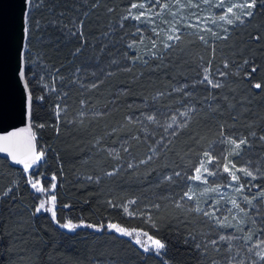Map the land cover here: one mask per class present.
Here are the masks:
<instances>
[{
	"label": "trees",
	"instance_id": "16d2710c",
	"mask_svg": "<svg viewBox=\"0 0 264 264\" xmlns=\"http://www.w3.org/2000/svg\"><path fill=\"white\" fill-rule=\"evenodd\" d=\"M138 1L43 0L30 9L26 77L33 96L32 124L45 160L26 173L0 156V193L12 188L0 197V264H210L229 255L223 242L220 253L209 247L207 258L201 254L196 245L210 240L213 229L202 217L180 214L170 198L174 191H167L168 182L160 184L156 176L174 167L191 173L188 165L203 150L224 148L214 143L220 125L228 134L264 131V0H257L253 16L234 26L228 39L215 46L187 40L184 51L166 50L156 42L153 49L149 24L123 19ZM257 35L258 41L253 39ZM245 59L250 63L245 65ZM253 63L257 71L249 79ZM208 65L228 73L221 79L224 87L200 82L201 68ZM256 83L261 89L254 88ZM190 108L195 111L182 115ZM253 147L240 158L255 167L264 145ZM149 156L154 158L147 165L128 167ZM260 164L264 168V161ZM29 179L48 191H35ZM254 185L264 190V178ZM51 195L61 224L104 225V230L79 226L70 231L54 222L51 212L35 213ZM132 198L136 203L130 210L149 207L155 224L124 211ZM254 203L248 217L249 223L255 220L253 239L264 231V199ZM108 224L162 239L166 250L160 256L146 253L135 243L136 232L123 236L108 230ZM242 235L247 230L238 233ZM232 243V255H244L239 247L244 241Z\"/></svg>",
	"mask_w": 264,
	"mask_h": 264
},
{
	"label": "snow or ice",
	"instance_id": "6c2138e0",
	"mask_svg": "<svg viewBox=\"0 0 264 264\" xmlns=\"http://www.w3.org/2000/svg\"><path fill=\"white\" fill-rule=\"evenodd\" d=\"M25 7L27 11L24 13V27H23V33L24 36L27 37L31 32V12L30 9L32 7H37L43 3V0H24ZM201 3L207 5L209 4L210 0H200ZM174 3L177 7V11H170L171 5L169 4L168 0H151V7H148L146 3H132L128 12V15L124 16L123 19H134L136 21H141V18L144 17L145 20H147L149 23H155L154 20L151 19L152 16L159 17L161 12L169 11L170 15L174 18L173 22L167 27L166 29L157 30L156 28H153L152 31L155 33L157 37L160 36V32L163 31L165 33V39L163 43L164 49H169L174 46L175 43L179 42L182 38L180 27H178V24L184 23V18L181 16L179 20H176L175 18L178 15V12L180 10H183L185 8H198L200 4L194 3L193 0H188L187 3L182 2V0H174ZM257 0H234V2L228 4L227 7H225V0H218L217 3H215L213 6L217 8H223V14L218 15L217 19L219 21H223L225 24L229 26H235L237 23L243 24L246 19L251 18L253 16V9L256 8ZM158 6V11H154ZM141 8L145 9V11L140 12L138 15H133L131 12V9L135 8ZM111 11V9H109ZM195 16V13H193ZM217 19H210V18H203V25L204 27H201V17H196L197 24H187L188 27H194L198 31H208L211 33L213 37L219 38V39H228V28L224 29L225 35L222 37H218L217 33L213 32L211 29L207 28L206 25L211 22L213 24L217 23ZM53 23H57L56 21H53ZM164 23H168V21H164ZM83 27V22H80V26L77 29V31L80 30V28ZM71 31V30H70ZM137 33H140V30L137 29ZM72 35H76V32H72ZM80 35L83 36L82 31L80 32ZM201 41H203L205 44H208V40L205 39L204 36L198 37ZM254 40H259L260 36L257 35L253 37ZM142 42V39H141ZM135 43V42H133ZM129 47H133L132 44L129 45ZM157 47L155 41L152 42V48L155 49ZM215 49L213 48V52ZM77 52H79V49H77ZM153 55H156L155 52H153ZM249 60L245 59L244 64H249ZM225 68L229 67V62L227 60L224 61ZM27 67L26 63L22 62L21 67L18 69V76L21 80V82L24 85L25 93H26V101H25V112L24 116L26 121H28V126L25 128L20 129V132H27L30 134V139H34V134H32V126H31V118H32V93L29 88V83L26 78L25 68ZM58 71V70H57ZM79 71V70H78ZM205 75L203 77V80L201 83H207L212 88H222L225 85L220 80H214L210 78V72L209 69L205 68ZM257 71V67L255 66V63L252 64L251 71L246 73L247 78H251L252 73H255ZM218 75L220 77H226L228 73L226 72H219ZM45 88L48 87V85H44ZM92 87H96L95 84L92 85ZM262 85L261 83H256L254 85V88L259 90L261 89ZM43 96L39 97L40 100H43ZM57 107V116L59 117L61 108L59 105ZM211 107V105H210ZM195 111L194 108H190L188 112L182 113V115L187 116L189 112ZM129 119H132L131 117ZM147 119L149 121H153L155 118L153 116H148ZM186 126V125H183ZM182 126V127H183ZM40 127H43V125H40ZM251 128L252 126L249 125ZM173 135H176L175 132L172 133ZM17 132L9 133L8 136L2 137L0 139H3L5 141L9 140V137H15L17 136ZM219 136L220 139L214 143H218L220 145H225L224 148L221 149L219 155H214L213 151L210 150H203L200 155L199 159L195 164H189L188 167L191 168V174L182 173L181 171H173L171 176H165L164 179L171 181L174 177L176 178H183L188 181L192 182H199V184L204 185L202 191L199 192L198 196L197 193L194 191L193 185L189 184L187 191L183 193L181 196V200L187 199L189 201H193V205L189 208L190 212H195L199 215H202L206 218H208L213 224H215L218 227H232L236 229L239 232H244L247 230L248 235H242V236H225V235H219L218 238L210 239L204 242L203 244H197L196 247L198 250L201 251V254L207 258L208 256V249L211 247L215 252L220 253L221 248L218 246L221 242L224 243L225 248L224 251L229 253L227 257H225L223 260H216L212 259L210 261V264H245L244 259L237 260L236 257L240 255L239 251H236L235 255H232L234 245L232 243L233 240H243L245 245H249L250 241L252 240L253 233L251 231V225L255 224V220H252L251 223H249V210L256 208V204L254 201L258 199H264V190L261 191L259 196H253L249 198L247 195L244 194L245 188L247 187V184L240 183L241 176L237 173H242L244 177H250L251 181H255L258 178H264V168L261 167L260 161H264V155H260L257 157V163L255 164V167H253V162L251 160L246 161L243 165L237 167V164L234 160L229 159V157H240L243 152L247 151H255V148L253 147L254 144H261L264 145V131L261 132V134L258 135V133L255 130L249 131L246 134H237L232 133L228 134L225 131V125H220L219 129ZM198 142V141H197ZM209 149H213V144L209 145ZM0 152L7 153L12 161L17 164L23 165L24 171L27 173L34 165H37L39 161L43 159L45 156V153L43 151L35 152L32 151L30 155H26L24 158H18L17 154L14 151H10L7 146L0 147ZM151 159V157H149ZM221 159H223L224 162L222 165L220 163ZM146 161H141V163H145ZM211 166V167H210ZM129 168L132 167L131 164L128 165ZM222 173H227V179L228 183L224 185H217L212 186V184L215 183V181L209 180L210 177H217L221 176ZM114 172H108L106 175H114ZM89 180L92 179V177H88ZM52 180L55 181L56 177L53 176ZM29 185L32 189H34L37 192H46L47 189L43 188L39 185V181L33 182L31 179L28 180ZM250 183V181L248 182ZM56 184L53 182L51 184V189H55ZM252 187H259L258 185H252ZM222 188H230L232 189L233 193L236 195L225 197L222 193ZM251 191V189H248ZM12 191V188L9 187L2 193H0V197H6L9 195V193ZM218 194L219 200L224 201V203L230 205V207L223 210L219 206V203L217 201H213L211 204H209L208 209L201 208L199 205V197H207L210 194ZM243 200L245 205L247 207H242L240 201ZM206 204L208 203L207 200L204 201ZM46 203L50 204L51 207L46 208ZM111 203V201H110ZM136 203L135 200H131L128 202V204H134ZM55 204H56V196L51 195L47 201H41L38 206L35 208V213H40L41 211H49L51 212L53 221L56 222L61 228L67 229V230H75L76 227L79 226H87L95 228L97 231H103L104 225H77L73 224L71 221H68L66 223H60L58 220H56V212H55ZM177 207H181L179 203L176 205ZM153 207H158V205H153ZM124 211H128V207L124 206ZM218 213H221V215H218ZM227 213V214H223ZM242 214V215H241ZM229 216H231L232 220H235L236 224H231L228 222ZM244 225H249L247 229H245ZM108 230L116 231L120 235L123 236H129L132 237L134 232L136 230H128L126 228L120 227L117 224H108L107 225ZM260 228L264 229V219H261L260 222ZM261 236H264V231L258 233ZM141 235L147 237V241L142 242L141 241ZM196 238L193 237V240ZM150 242V243H149ZM135 243L140 245L144 252L152 251L157 256H160L163 254V252L166 250V243L162 239H156L152 236H149L146 232H136L135 235ZM246 251L248 253L247 257V264H264V240H261L259 243L255 245H250L246 247Z\"/></svg>",
	"mask_w": 264,
	"mask_h": 264
},
{
	"label": "rangeland",
	"instance_id": "374dc122",
	"mask_svg": "<svg viewBox=\"0 0 264 264\" xmlns=\"http://www.w3.org/2000/svg\"><path fill=\"white\" fill-rule=\"evenodd\" d=\"M146 3V5L148 7H151V0H140L138 2H136L137 4L139 3ZM169 4L171 5L170 11H177V7L174 3V0H168ZM182 2L187 3L188 0H182ZM194 3H198L200 4V6L198 8H185L183 10H180L178 12L177 17L175 18L176 20H179L180 17L182 16L184 18V23L178 24L177 26L180 27V32H181V40L177 43L174 44V46L172 48H184L183 51L185 50V45H186V41L187 40H198L201 45L203 46H207L212 44L213 46H215L217 43H215L216 41H221L222 39L213 37L211 35L210 32L208 31H198L196 28L194 27H188L187 24H197V20L196 17H201V27H204L203 25V18L207 17L210 19H217L218 15L223 14L224 9L223 8H217L214 7L213 5L215 3L218 2V0H210L209 4L205 5L203 3L200 2V0H193ZM234 2V0H225V7L228 6V4ZM132 10V14L133 15H138L140 12L145 11V9H141L139 7L135 8V9H131ZM158 6L156 9H154V11H158ZM193 13H195V16L193 15ZM152 20L155 21V23H149L147 20H145L144 17L141 18V20L145 21L147 24H149L150 28H151V35L154 37V40L156 43H159L160 45H163L164 43V39H165V33L163 31L160 32V36L157 37L155 35V33L152 31L153 28H156L157 30H162V29H166L167 27H169V25L173 22V17L170 15L169 11H165V12H161L160 16H152L151 17ZM164 21H168V23H164ZM241 24L237 23L235 26H240ZM207 28L211 29L213 32L217 33L218 37H222L225 35L224 29L228 28L229 31L234 28L233 26H229L227 24H225L223 21H219L217 19V23L213 24L211 22H209L206 25ZM228 31V32H229ZM204 36L205 39L208 40V44H205L203 41H201L198 37L199 36ZM158 44V45H159ZM205 68L209 69L210 72V78L214 79V80H220L222 79V77H220L218 75L219 72H222V67H215L212 68L211 66H203L201 69L203 70V75L201 76L200 82L203 80V77L205 75ZM206 83V82H205ZM204 83V85H205ZM207 84V83H206ZM208 85V84H207ZM213 151L214 155H219L221 150H211ZM153 156H158V154H155ZM149 157H151V159H149ZM148 159L144 160L146 161L145 163H131L132 167H141L143 165H147L148 162H150L154 157L149 156ZM229 159H232L236 162L237 167L243 165L245 162L243 160H241L240 157H229ZM45 160V157L43 159V161ZM42 161V162H43ZM227 161H224L223 159H221L220 163L221 165ZM136 164V165H135ZM211 167V166H210ZM173 171H181L182 173H185L184 171L180 170L179 167H174L173 169H166L163 172H160L156 177L159 180L158 182L160 184H162L163 182H168L166 190L167 191H171L173 190L174 192L171 193V200L173 202V205L176 209H178L180 211V214H193V215H197L199 217H202V220L205 221L206 223L209 224L210 229H213V235L211 236V239L214 238H218L219 235H231V236H238L239 231H237L236 229L232 228V227H218L215 224H213L208 218L199 215L195 212H190L189 208L193 205V201H189L186 198L181 200V196L183 195V193L185 191H187L188 185L192 184L194 191L197 193V196L199 194L200 191L203 190V188L205 187L204 185L199 184V182H192V181H188L185 180L183 178H176L174 177L173 180L168 181L166 179H164L165 176H171ZM186 174H191V173H186ZM238 175L241 176V180L240 183H245L247 184V187L245 188V192L244 194L247 195L249 198L253 197V196H259L261 193V190H259V187H252V185L255 183V181H251L250 177H244L242 173H237ZM228 174L227 173H222L221 176H217V177H210L209 180L211 181H215L214 184H212V186H217V185H224L228 183V179H227ZM32 180H35L34 178H32ZM157 181V180H156ZM250 181V183H248ZM156 183L157 185H159V183ZM171 187V190H170ZM251 189V191H249L248 189ZM222 193L225 197H229V196H234L236 195L235 193H233L232 189L230 188H222ZM131 200H135V198H132L130 200H128L125 204V206L128 207V210L130 211V213H138L140 218L143 219L144 223L147 224H155V218H154V213H152L150 211L149 207H143L140 209L139 212H135V210H130V205L131 204H127L129 201ZM207 200L208 203L206 204L204 201ZM217 201L219 203V206L222 209V212L224 209L230 207V205L224 203V201L219 200V196L218 194H210L207 197H199V205L201 208L204 209H208L209 204H211L213 201ZM255 202V201H254ZM177 203H179L181 205V207H177ZM241 206L242 207H247L244 203L243 200L240 201ZM132 211V212H131ZM223 214H227V213H223ZM218 215H221V213H218ZM242 215V214H241ZM229 223L231 224H236L237 222L235 220H232L231 216H229ZM261 240H264V236L258 235L256 238H252V240L250 241V245H255L257 243H259ZM245 244L242 245L241 243L239 244V247L241 248L242 252L244 255H242L241 257L239 256V259H244L245 260V264H247V257H248V253L246 251V247ZM238 260V259H237Z\"/></svg>",
	"mask_w": 264,
	"mask_h": 264
},
{
	"label": "water",
	"instance_id": "95a60500",
	"mask_svg": "<svg viewBox=\"0 0 264 264\" xmlns=\"http://www.w3.org/2000/svg\"><path fill=\"white\" fill-rule=\"evenodd\" d=\"M26 11L24 0H0V138L12 132L18 133L15 137H9L7 141L0 139V147L7 146L18 158H24L32 151L40 152L32 118L34 139H30L29 133L20 132V129L28 126L24 116L26 93L18 76L22 62L26 63L28 36L25 37L23 33ZM0 156L7 158L11 165L23 168V165L14 163L7 153L0 152ZM43 159L29 171L38 166Z\"/></svg>",
	"mask_w": 264,
	"mask_h": 264
}]
</instances>
